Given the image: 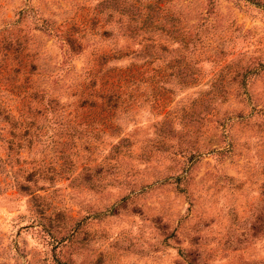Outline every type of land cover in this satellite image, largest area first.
<instances>
[{
	"label": "rangeland",
	"instance_id": "rangeland-1",
	"mask_svg": "<svg viewBox=\"0 0 264 264\" xmlns=\"http://www.w3.org/2000/svg\"><path fill=\"white\" fill-rule=\"evenodd\" d=\"M166 4L0 0V264H264V0Z\"/></svg>",
	"mask_w": 264,
	"mask_h": 264
},
{
	"label": "trees",
	"instance_id": "trees-1",
	"mask_svg": "<svg viewBox=\"0 0 264 264\" xmlns=\"http://www.w3.org/2000/svg\"><path fill=\"white\" fill-rule=\"evenodd\" d=\"M160 1L164 2L163 6L166 7H161L159 4L157 5V1L155 0H134L132 2H130V0H124V12L131 11L132 17H137L139 19L136 33L141 34L142 39H144V43L150 40V35L148 34L149 31L156 32L158 30L159 34L167 35L168 32H174V30H177L176 27L172 28L173 25L171 26L170 30L169 28L165 27L167 21L171 19V16L168 15V9L164 10L165 8H167L166 3H169V0ZM132 4H137L135 10L131 8V6H133ZM179 34L180 32H178L177 36H179ZM152 39L154 40V38ZM151 43L148 44L151 45ZM157 78L159 79L158 75ZM161 96L162 95H159L156 100L159 101L161 99Z\"/></svg>",
	"mask_w": 264,
	"mask_h": 264
}]
</instances>
